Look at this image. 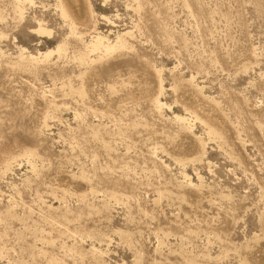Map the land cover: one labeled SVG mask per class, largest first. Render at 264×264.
Masks as SVG:
<instances>
[{
    "label": "rangeland",
    "instance_id": "1",
    "mask_svg": "<svg viewBox=\"0 0 264 264\" xmlns=\"http://www.w3.org/2000/svg\"><path fill=\"white\" fill-rule=\"evenodd\" d=\"M0 264H264V0H0Z\"/></svg>",
    "mask_w": 264,
    "mask_h": 264
},
{
    "label": "bare ground",
    "instance_id": "2",
    "mask_svg": "<svg viewBox=\"0 0 264 264\" xmlns=\"http://www.w3.org/2000/svg\"><path fill=\"white\" fill-rule=\"evenodd\" d=\"M36 34H38L39 36H44L45 34H49L48 31L44 30L41 26H39V28L35 31ZM107 50L111 49L108 45L105 47Z\"/></svg>",
    "mask_w": 264,
    "mask_h": 264
}]
</instances>
